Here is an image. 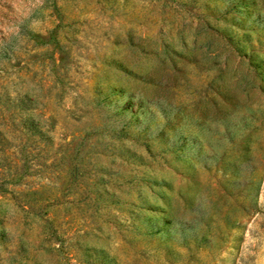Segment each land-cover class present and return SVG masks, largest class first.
Returning a JSON list of instances; mask_svg holds the SVG:
<instances>
[{
    "label": "rangeland",
    "instance_id": "1",
    "mask_svg": "<svg viewBox=\"0 0 264 264\" xmlns=\"http://www.w3.org/2000/svg\"><path fill=\"white\" fill-rule=\"evenodd\" d=\"M0 264H264V0H0Z\"/></svg>",
    "mask_w": 264,
    "mask_h": 264
}]
</instances>
